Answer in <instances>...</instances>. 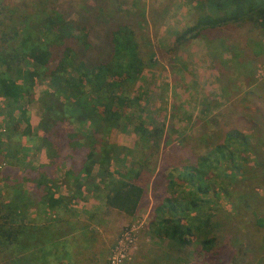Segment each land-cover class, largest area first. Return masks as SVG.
Instances as JSON below:
<instances>
[{"label":"trees","instance_id":"obj_1","mask_svg":"<svg viewBox=\"0 0 264 264\" xmlns=\"http://www.w3.org/2000/svg\"><path fill=\"white\" fill-rule=\"evenodd\" d=\"M194 12V25L177 33L173 50L192 33L190 38H196L204 31L230 25L250 24L264 32V0H194ZM41 16L0 29V163L7 166L1 177L12 192L6 202H0V246L16 264H49L54 259L56 264H67V241L60 238V231L54 230L52 223L34 225L28 215L32 209L36 215L38 209L44 214L67 210L65 197L57 195L58 186L42 170L25 164V154L45 149L51 165L68 166L64 177L78 185V195L82 186L97 190L92 182L99 179L106 206L133 217L145 196L138 182L140 161L148 158L136 156L134 149L110 143L108 137L124 129L128 113L138 101L130 97V88L150 66L153 54L148 49L144 55L129 24L103 26L97 16L89 27L81 19H65L54 11L42 10ZM219 47L223 52L234 50L222 44ZM211 57L224 67L221 57L213 52ZM233 57L238 60L239 56L235 52ZM239 65L245 71L249 67L247 62ZM42 82L47 90L39 98L41 136L31 137L28 126L21 131L23 124H29L26 105ZM135 130L143 148L159 149L163 128H147L140 122ZM24 137H29L30 147L21 143ZM249 147V138L233 128L195 163L173 166L166 175L170 196L154 207L149 225L150 233L165 241L166 246L162 251L152 250L150 258L147 253L149 259L141 264H188L181 254L194 241L203 253L212 251L217 224L202 208L209 204L207 195L223 191L218 188L222 178H233V172L241 170L236 160ZM74 154L80 157L76 160ZM130 157L137 160L134 167L123 165V172L111 168L113 161L126 163ZM21 166L24 172L15 174V181L9 182L13 174L7 171ZM24 183L33 185L36 191L24 189ZM180 185L187 192L177 198L174 189ZM256 225L264 228V219H256Z\"/></svg>","mask_w":264,"mask_h":264},{"label":"rangeland","instance_id":"obj_2","mask_svg":"<svg viewBox=\"0 0 264 264\" xmlns=\"http://www.w3.org/2000/svg\"><path fill=\"white\" fill-rule=\"evenodd\" d=\"M42 10L57 12L65 19H81L89 27L93 26L97 16L103 26L129 24L144 55L148 54V49L153 54L150 66L130 88V97H136L138 101L128 113L124 129L115 130L108 137L110 143L134 149L136 156H145L148 160L140 161L142 172L138 182L144 187L145 196L137 213L133 217L116 211L110 215L113 221H121V226L105 256L106 264H109L111 250L124 228L130 226L138 230L136 246L131 256L121 264H136V254L147 252L151 256L152 248L166 245L149 231L154 207L165 196H170L166 175L173 166L195 163L197 157L216 142H221L233 128L249 138L250 147L247 152L241 151L243 159L236 160L241 170L234 171L233 178H222L218 188L222 187L223 191L218 195H207L209 204L202 208L217 224L213 230L215 246L209 253H203L194 241L182 251L181 257L188 264H264V228L256 225V219H264V32L250 24L230 25L204 31L196 38H190L195 34L192 33L178 49L173 50L177 33L194 25V0H0V29L12 22L18 25L27 18L35 21L38 16L42 17ZM220 44L234 50L223 53ZM206 47L210 53L223 54L221 58L226 60L223 68L214 60V64L204 60L201 49ZM235 52L238 60L233 57ZM240 62L249 63L246 71L240 67ZM212 74H215V81L211 80ZM177 88L180 91H176ZM45 90V82L37 84L32 101L26 105L29 124H23L21 131L28 126L31 137L41 136L38 128L42 116L39 98ZM199 94L203 98L208 97L204 104L196 103ZM1 120L0 117V125ZM140 122L147 128H163L159 149L140 145L135 130ZM21 143L26 147L31 144L29 137L21 138ZM25 156L26 165L39 168L58 186L57 195L65 197L64 207H67L66 214L62 209L50 214L38 209L37 215L33 209L28 210L35 225L66 221L67 212H80L87 205L88 197L99 193L85 188L79 190L82 194L78 195V185L71 180L67 182L64 177L69 167L51 165L45 149L30 150ZM73 156L76 160L80 157ZM136 164L137 160L130 157L126 163L113 161L111 168L115 172H123V165L131 168ZM22 166L7 171L13 174L9 176V182L15 181V174L18 176L24 172ZM5 168L7 166L0 163V202H6L12 196L1 177ZM22 185L28 191H36L33 185ZM174 190L177 198H182L187 192L183 185ZM98 220L99 216L89 219L90 224L95 221L97 226L87 225L94 234L101 229L99 225L102 224ZM109 228L110 233L114 232L111 226ZM103 245V242H98V250L94 252L96 260L101 262L104 260L101 254ZM10 258V253L0 246V264H16L15 261L10 262ZM56 263L54 259L49 264Z\"/></svg>","mask_w":264,"mask_h":264},{"label":"crops","instance_id":"obj_3","mask_svg":"<svg viewBox=\"0 0 264 264\" xmlns=\"http://www.w3.org/2000/svg\"><path fill=\"white\" fill-rule=\"evenodd\" d=\"M188 4L191 5V3H188ZM184 16H186V15H184ZM186 19L188 20V18H185V20ZM208 49L209 48H207V47L204 49H201V51L203 52L204 60L206 62H208L209 60H210V62H213V59L210 56L211 53ZM214 54L217 57H223L222 56L223 54H218L216 52ZM221 60H222V58H221ZM222 61L226 62V60H224V59ZM213 64H214V62H213ZM212 75L213 76H212L211 80L215 81V74H212ZM176 91H180V89L177 88ZM197 91H198V93H200L199 89H197ZM184 94H187V92L185 91ZM198 98H199V100H198ZM198 98H197L196 103L201 102L204 104L205 98H208V97L203 98V96L201 97L199 94ZM99 183H100V180L97 178H94V181L92 182V184L98 186L97 191H99V193L91 194L90 197H88V199H87V205L85 207L83 206V208H81L80 212L74 211V210H71V212H67V220L61 221L59 224H57L58 226L54 223L55 221H52V225H53L52 228L54 230H58V232L60 231L59 232L60 238H62L63 240H66V237H67V264H95V263L106 264L105 256L107 255L108 250H110V248H111V244L113 242V238L116 234V231L118 230V227L121 226V221L116 222V221H113L111 219L110 215L112 214V212H114L116 210L110 209L106 206L105 193L102 192V190H101L103 186ZM85 188L95 190V188H93V187H88V186H85V187L82 186L81 187L82 190L83 189L85 190ZM81 194H82V192H81ZM84 201L85 200L83 199V202ZM65 211H67V210H63L62 213L66 214ZM116 212H118V211H116ZM119 214H122V213H119ZM95 216H99L98 221L102 225H99L101 228L100 231L96 232L94 230L95 231V234H94L92 232L91 227H88L87 225L90 224L89 219H91ZM96 223L97 222L93 221L90 225L93 226V225H96ZM34 225H35V223H34ZM110 226L112 227V229L114 231L112 233H110V228H109ZM114 228H116V230ZM90 233H91V235H90ZM92 234H94V235H92ZM53 238L55 239L57 237L54 236ZM71 240H73V242L77 241V243L70 242ZM78 240H80V241H78ZM98 242L104 243V245L102 247V248H104L103 253H101V252L98 253V254H100V253L103 254L104 260L102 262H101V260L97 261L96 256L94 255V252L98 250V248H96V244ZM160 242L165 243V241H160ZM165 246H161V247L159 246L156 248H152V250L156 251L159 249V251H162ZM146 254H147V252H144L142 254L141 253L136 254L137 259H138L136 264H141L143 261L145 262V261H147V259H149L151 257L149 255V258H148V256H147L148 254L147 255ZM134 259L136 260V257Z\"/></svg>","mask_w":264,"mask_h":264},{"label":"built area","instance_id":"obj_4","mask_svg":"<svg viewBox=\"0 0 264 264\" xmlns=\"http://www.w3.org/2000/svg\"><path fill=\"white\" fill-rule=\"evenodd\" d=\"M137 231L135 226L124 228L123 233L111 250L109 264H121L131 256L136 246Z\"/></svg>","mask_w":264,"mask_h":264}]
</instances>
